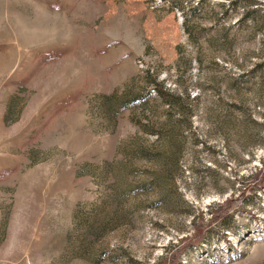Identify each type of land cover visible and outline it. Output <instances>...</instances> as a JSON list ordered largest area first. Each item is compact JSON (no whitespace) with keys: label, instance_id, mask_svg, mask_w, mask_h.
<instances>
[{"label":"rangeland","instance_id":"374dc122","mask_svg":"<svg viewBox=\"0 0 264 264\" xmlns=\"http://www.w3.org/2000/svg\"><path fill=\"white\" fill-rule=\"evenodd\" d=\"M262 14L0 0V264H264Z\"/></svg>","mask_w":264,"mask_h":264},{"label":"trees","instance_id":"16d2710c","mask_svg":"<svg viewBox=\"0 0 264 264\" xmlns=\"http://www.w3.org/2000/svg\"><path fill=\"white\" fill-rule=\"evenodd\" d=\"M247 14L250 15V16H252L253 18H255L256 17L255 15H257V14L260 15L259 12H258V10H255V9H252L250 12L248 11ZM253 14H255V15H253ZM262 15H264V14H262ZM257 24L258 23H256V25ZM260 24L261 25H264V22L261 21ZM253 27H255V24L254 23H253ZM262 64H264V63H259V64H257V66L262 65ZM262 167L263 168H262L261 171L256 172L255 174L251 175L252 178H254V180H256V183H259V185H261V186L264 185V163H263V166ZM217 206H218V208L216 207V210L217 209H220L221 206H219V205H217ZM210 214H211L210 221H214V220L220 218V215H219V213L217 211H210ZM192 222H193V227H194L193 233L190 236H186L183 239L188 244L193 243V242H198L200 240V238L202 237V233H203V231H202L203 229H202L201 225L196 224L194 218L192 219ZM176 254L177 253L171 255L172 260H175L176 261ZM162 258L163 259H166L165 256L162 257Z\"/></svg>","mask_w":264,"mask_h":264}]
</instances>
